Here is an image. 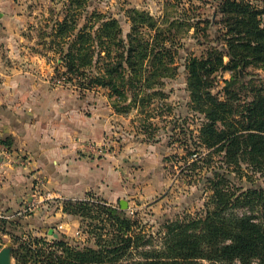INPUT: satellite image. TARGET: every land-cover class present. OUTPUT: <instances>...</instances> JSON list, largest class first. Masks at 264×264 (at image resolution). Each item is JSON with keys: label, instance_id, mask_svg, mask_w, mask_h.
<instances>
[{"label": "rangeland", "instance_id": "obj_1", "mask_svg": "<svg viewBox=\"0 0 264 264\" xmlns=\"http://www.w3.org/2000/svg\"><path fill=\"white\" fill-rule=\"evenodd\" d=\"M218 1L81 0L79 5L77 0L73 1L68 13L77 14V29L85 22L90 25L89 17L96 13L117 19L125 37L131 28L129 16L140 12L151 16L156 27L177 33L173 41L177 49V70L174 75L159 80L156 88L162 95H152L151 104L144 108L133 105L128 97L117 110L109 103L105 90L80 91L61 74L62 68L57 66L58 56L49 48L52 37H44V33L52 31L56 20L67 14L60 3L23 0L24 15L17 17L14 32L6 33L7 28H11L10 23L5 22L9 5L0 0V71L25 68L30 74L29 79L17 82L20 88L16 90L9 82L0 79V95L5 96L4 89L10 91L0 102V108L21 106L61 108V111L63 108H77L78 128L73 132L78 134V171L86 170L93 187L84 197L71 200H97L121 210L137 220V229H142L147 237L153 236L155 246H160L159 237L165 221L180 220L185 216L198 218L207 206H211L208 178L212 177L213 171L224 174L230 189L237 193L251 188L261 190L264 196V173H253L244 161L241 170L228 167L222 162L224 149L215 151L214 147L203 145L201 129L206 118L200 108H193L187 91L186 58L198 57L210 48L227 61L221 52L225 46L220 38L223 24L220 23ZM247 1L264 6V0ZM65 3L71 1L65 0ZM19 6L16 7L18 10ZM247 72L246 76L234 78V88L240 92L242 100L246 96L251 98L252 87L264 84V69L249 66ZM214 75L211 91L223 99V88L227 85L224 80H230L232 75L229 71ZM15 99L19 100V105H15ZM63 121L61 113L60 122ZM54 200L38 208L39 213H48V219L42 220L40 215L34 222L9 221L11 226L0 228V249L11 248V264H17L13 250L19 237L37 236L48 242L65 239L78 247L94 245L87 220L67 213L57 216V201ZM228 208L227 212L233 215L252 216L253 222L260 219L257 217L260 212H264V207L258 205L230 203ZM23 218L18 219L25 220ZM223 242L228 244L230 239ZM197 262L260 264L256 256L247 261L199 258Z\"/></svg>", "mask_w": 264, "mask_h": 264}, {"label": "trees", "instance_id": "obj_2", "mask_svg": "<svg viewBox=\"0 0 264 264\" xmlns=\"http://www.w3.org/2000/svg\"><path fill=\"white\" fill-rule=\"evenodd\" d=\"M53 1L67 14L44 37H52L49 48L58 56L57 66L65 81L80 91L105 90L117 110L128 97L133 105L144 108L151 104L152 95H162L156 88L159 80L177 70L176 32L156 27L151 16L140 12L129 16L131 28L125 37L117 19L96 13L89 17L90 25L85 22L77 29V14L68 13L74 0L69 4ZM77 1L79 5L81 0ZM217 9L223 24L220 38L225 48L221 52L227 61L210 48L198 57L186 58L187 91L193 108H200L206 118L201 129L203 145L215 151L224 149L222 162L228 167L241 170L244 161L253 173L262 174L264 84L252 87L251 98L242 100L234 83L247 75L249 66L264 69V6L247 0H219ZM219 71L232 75L224 80L223 99L211 91ZM208 181L211 206L198 218L165 221L160 246H155L152 235L147 237L137 229L135 218L121 210L97 200L66 199L60 202L62 212L87 220L94 245L78 247L65 239L48 242L37 236L19 237L13 257L17 264H200L199 258L230 262L256 256L264 264V212L254 222L250 215L227 212L230 203L263 209L262 191L250 188L237 193L217 171ZM9 221L19 220H0V228L11 226ZM225 239L230 243L224 244Z\"/></svg>", "mask_w": 264, "mask_h": 264}, {"label": "crops", "instance_id": "obj_3", "mask_svg": "<svg viewBox=\"0 0 264 264\" xmlns=\"http://www.w3.org/2000/svg\"><path fill=\"white\" fill-rule=\"evenodd\" d=\"M5 2L9 5L5 22L11 25L6 33H13L16 20H19L17 17L24 15L23 0ZM18 5L20 10L16 8ZM29 77L25 68L0 71V79L9 82L14 90L20 88L17 82ZM3 92L5 96L0 95V102L10 91L4 89ZM15 100V105H19V100ZM63 110L21 106L0 108V209L15 212L35 188L59 193L62 199H73L84 197L93 187L86 170L78 171V134L73 132L78 128L77 108ZM61 113L63 122H60ZM54 199L57 201L55 214L65 216L61 210L62 200ZM37 210L24 216L25 220L14 217L9 220L34 222L40 215L42 220L48 219V213L43 215Z\"/></svg>", "mask_w": 264, "mask_h": 264}, {"label": "built area", "instance_id": "obj_4", "mask_svg": "<svg viewBox=\"0 0 264 264\" xmlns=\"http://www.w3.org/2000/svg\"><path fill=\"white\" fill-rule=\"evenodd\" d=\"M54 198H60V200H66V199H62L59 193L54 194L51 191H43L35 188V190L21 204V207L15 212L9 213L0 209V219L9 220L11 217L14 218L24 217L28 213L35 212L45 202L53 200Z\"/></svg>", "mask_w": 264, "mask_h": 264}, {"label": "water", "instance_id": "obj_5", "mask_svg": "<svg viewBox=\"0 0 264 264\" xmlns=\"http://www.w3.org/2000/svg\"><path fill=\"white\" fill-rule=\"evenodd\" d=\"M49 231H52L50 229ZM0 264H11V248L3 247L0 249Z\"/></svg>", "mask_w": 264, "mask_h": 264}]
</instances>
